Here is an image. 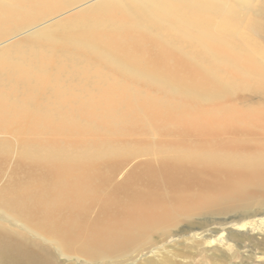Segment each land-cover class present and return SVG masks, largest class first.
Listing matches in <instances>:
<instances>
[{"label": "bare ground", "instance_id": "bare-ground-1", "mask_svg": "<svg viewBox=\"0 0 264 264\" xmlns=\"http://www.w3.org/2000/svg\"><path fill=\"white\" fill-rule=\"evenodd\" d=\"M224 6L0 0L3 222L95 263L173 222L242 219L264 205V51L216 31ZM240 21L225 26L241 31ZM241 92L258 100L243 98L250 110L236 113L228 99ZM206 106L218 134L196 117ZM3 222L0 264H52Z\"/></svg>", "mask_w": 264, "mask_h": 264}, {"label": "rangeland", "instance_id": "rangeland-1", "mask_svg": "<svg viewBox=\"0 0 264 264\" xmlns=\"http://www.w3.org/2000/svg\"><path fill=\"white\" fill-rule=\"evenodd\" d=\"M223 1L225 3L223 13L212 20L216 31L223 37L254 50V46L244 42L246 34L249 38L257 40L264 51V0ZM234 16L241 18L239 27L241 31L230 27L227 29L225 26ZM244 19L254 22L258 30L245 24L243 26ZM255 56L260 62L264 61V54ZM253 96L248 92L237 93L228 99V105H234L236 113L249 111L250 108L242 103L243 98L250 97L249 99L254 98L257 101L258 96ZM204 109L205 111L196 117L201 122L205 121L212 133L218 134L221 132L220 121L209 118L212 107L206 106ZM228 137L230 136H221L223 139ZM129 139L131 138L126 140ZM142 160L144 159L131 162L123 173L108 183V187L123 183L130 170L135 169ZM98 213L99 207L96 206L89 215L90 220L96 219ZM2 222L0 218V223ZM3 224L17 236L26 237L31 244L42 246L50 254L52 264H264V205L255 207L242 219L235 215H203L173 222L165 231H154L138 245L128 248L126 257H105L95 263L85 259L64 257L53 244L31 233L25 234L17 225L4 222Z\"/></svg>", "mask_w": 264, "mask_h": 264}]
</instances>
